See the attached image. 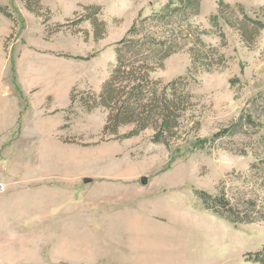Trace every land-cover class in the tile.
Masks as SVG:
<instances>
[{
    "label": "rangeland",
    "instance_id": "rangeland-1",
    "mask_svg": "<svg viewBox=\"0 0 264 264\" xmlns=\"http://www.w3.org/2000/svg\"><path fill=\"white\" fill-rule=\"evenodd\" d=\"M169 1L173 0H40V16H35L23 0H0L12 16L0 14V29L7 33L5 58L16 59L22 53L20 66L27 68L28 58L22 51L30 48L29 43L35 50H49L42 71L52 73L49 83L57 94L53 104L47 99L45 109L51 104L54 109L64 107L68 119L46 145L19 142L14 136L18 130L7 142L0 139V185H7L0 200L12 196L14 155L29 151L37 157L48 151L45 147L66 155L40 160V167L52 173L67 171L57 178L75 185L84 200L98 184L90 212L73 214L68 223L67 239L75 240L84 253L81 264H156L159 258L167 264L171 257L176 264H256L251 255L264 248V220L231 224L205 210L195 196L197 190L213 194L220 181L231 172H246L252 161L250 153L238 154L236 140H222V144L210 140L235 121L252 99L264 97V29L257 31L242 18L245 15L264 26V0H200L193 23L202 33L201 42L222 55L225 63L189 75L190 55L184 50L169 56L153 73L163 83L188 79V90L199 103L196 135L168 149L152 142L150 130L116 140L102 134L105 113L100 108L91 113L81 108L86 93L97 94L108 78L115 47L132 23ZM220 2L230 7L223 11L229 22L215 17ZM94 29L104 31L103 38L96 40ZM34 65L35 71L42 66ZM70 93L76 99L71 108ZM127 131L121 128L119 136ZM142 177L147 179L145 185L140 183ZM84 178L92 182L84 184ZM140 217L147 219L146 226L137 224ZM24 242L13 241L17 252L25 249Z\"/></svg>",
    "mask_w": 264,
    "mask_h": 264
},
{
    "label": "trees",
    "instance_id": "trees-1",
    "mask_svg": "<svg viewBox=\"0 0 264 264\" xmlns=\"http://www.w3.org/2000/svg\"><path fill=\"white\" fill-rule=\"evenodd\" d=\"M23 1L30 13L40 16V0ZM199 9L200 0H173L159 11L132 23L126 36L115 47V62L99 92L95 94L88 91L87 98L81 101L85 113L97 108L105 113L101 129L103 135L126 140L150 130L152 142L168 149L173 143L198 133L200 114H195L199 103L188 90V79L177 78L163 83L152 75L163 67L169 56L184 50L190 55L189 75L199 70L216 69L225 63L222 55L207 49L201 42L202 33L193 23ZM225 9L229 10L230 7L220 2L215 17L229 22L223 16ZM0 14L12 18L6 7L0 6ZM242 18L253 29H264L260 22L245 15ZM86 19L91 17L87 16ZM94 22L91 20L92 24ZM100 25L103 26L102 22ZM93 32L96 40L105 34L101 29H94ZM240 36L246 41L242 31ZM75 100V96L70 93V108ZM121 128H128V131L119 136ZM227 139L237 141L240 146L238 154L247 156L250 153L252 161L247 171L231 172L219 182L213 194L197 190L195 196L205 210L231 224L263 221L264 97L252 99L238 118L215 133L210 142L222 144V140ZM251 260L256 264H264V248L252 254Z\"/></svg>",
    "mask_w": 264,
    "mask_h": 264
},
{
    "label": "crops",
    "instance_id": "crops-1",
    "mask_svg": "<svg viewBox=\"0 0 264 264\" xmlns=\"http://www.w3.org/2000/svg\"><path fill=\"white\" fill-rule=\"evenodd\" d=\"M5 35L7 33L3 28L0 29V139L7 142L9 136L18 130L14 136L19 142L32 141L46 145L65 124L64 107L52 108L57 94L49 83L52 73L42 71L49 50L40 43L43 49L35 50L29 43L31 49L22 51L26 52L28 66L21 67L22 53L16 59L5 58ZM35 63L42 65L38 71L34 70ZM48 98L53 102L51 108L45 109ZM30 126L32 129L28 131ZM45 149L48 151H43L37 157L33 156L35 152L29 151L13 157L17 163L14 164L11 178L12 196L8 197L9 200H0V264H81L83 261L84 253L82 250L80 253L78 243L67 239L68 223L73 214L83 216L90 212L98 184L84 200L82 192L74 189L75 185L70 187L68 180L57 178L67 175V171L59 169L52 173L40 167V160L66 157L50 152L49 147ZM4 185L0 194L6 191L7 185ZM137 221L139 225H143V222L145 226L147 224L146 218L142 220L140 217ZM17 240L25 241L22 252H17L14 247L13 241ZM55 240H59V244L53 245ZM160 260L156 264H162ZM167 264H176L174 257L168 258Z\"/></svg>",
    "mask_w": 264,
    "mask_h": 264
},
{
    "label": "water",
    "instance_id": "water-1",
    "mask_svg": "<svg viewBox=\"0 0 264 264\" xmlns=\"http://www.w3.org/2000/svg\"><path fill=\"white\" fill-rule=\"evenodd\" d=\"M82 182H83L84 184H88V183L91 182V179H89V178H84V179L82 180ZM146 182H147V179H146V178H144V177L140 178V183H141V185H145Z\"/></svg>",
    "mask_w": 264,
    "mask_h": 264
},
{
    "label": "built area",
    "instance_id": "built-area-1",
    "mask_svg": "<svg viewBox=\"0 0 264 264\" xmlns=\"http://www.w3.org/2000/svg\"><path fill=\"white\" fill-rule=\"evenodd\" d=\"M3 191V186L2 185H0V192H2Z\"/></svg>",
    "mask_w": 264,
    "mask_h": 264
}]
</instances>
